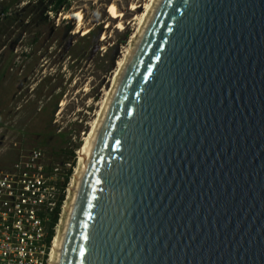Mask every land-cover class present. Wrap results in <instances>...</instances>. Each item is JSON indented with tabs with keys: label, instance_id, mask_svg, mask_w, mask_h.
Returning a JSON list of instances; mask_svg holds the SVG:
<instances>
[{
	"label": "water",
	"instance_id": "95a60500",
	"mask_svg": "<svg viewBox=\"0 0 264 264\" xmlns=\"http://www.w3.org/2000/svg\"><path fill=\"white\" fill-rule=\"evenodd\" d=\"M58 264H264V0L161 1Z\"/></svg>",
	"mask_w": 264,
	"mask_h": 264
},
{
	"label": "rangeland",
	"instance_id": "374dc122",
	"mask_svg": "<svg viewBox=\"0 0 264 264\" xmlns=\"http://www.w3.org/2000/svg\"><path fill=\"white\" fill-rule=\"evenodd\" d=\"M134 1L71 0L68 13L83 12L77 31L68 13L46 17L32 0H0L11 14L0 19V167L40 151L64 184L129 44ZM112 3L126 13L124 30L110 20Z\"/></svg>",
	"mask_w": 264,
	"mask_h": 264
},
{
	"label": "built area",
	"instance_id": "2783aa9c",
	"mask_svg": "<svg viewBox=\"0 0 264 264\" xmlns=\"http://www.w3.org/2000/svg\"><path fill=\"white\" fill-rule=\"evenodd\" d=\"M45 159L34 150L11 168L0 167V264L51 263V224L65 192L56 178L62 168Z\"/></svg>",
	"mask_w": 264,
	"mask_h": 264
},
{
	"label": "bare ground",
	"instance_id": "6f19581e",
	"mask_svg": "<svg viewBox=\"0 0 264 264\" xmlns=\"http://www.w3.org/2000/svg\"><path fill=\"white\" fill-rule=\"evenodd\" d=\"M162 0H138L131 3V12H134L132 36L129 40V44L125 49L123 58L118 61V66L111 81V86L107 90L101 104L100 108L95 116V119L90 125V131L84 138V143L79 150L78 162L74 170L73 177L70 181L69 187L66 193V199L63 204V209L59 219V224L57 227L55 239L53 242V252L50 264H58L60 253L62 249V244L66 229L70 220L71 212L73 209V204L76 198L77 191L79 189L81 179L83 177L85 168L88 164L91 152L93 150L94 144L97 140V136L101 130L104 120L107 116L108 110L112 104L115 94L121 84L124 74L130 64V61L138 48L148 26L153 19L160 3ZM125 9V8H124ZM110 20L113 23H117V28L121 30L125 29L124 19L126 13L121 12L116 3L109 5ZM66 19H74L78 24L77 31L83 25V12L77 11L73 13H68L65 15ZM128 19V18H127ZM125 19V20H127ZM114 20V21H113ZM129 24V25H130ZM129 27V26H128ZM88 30V29H86ZM91 30V29H90Z\"/></svg>",
	"mask_w": 264,
	"mask_h": 264
},
{
	"label": "trees",
	"instance_id": "16d2710c",
	"mask_svg": "<svg viewBox=\"0 0 264 264\" xmlns=\"http://www.w3.org/2000/svg\"><path fill=\"white\" fill-rule=\"evenodd\" d=\"M32 1L37 5V7L40 9V11L43 12L44 16H46V17H48L49 14L56 17L61 13H68L70 11L71 0H32ZM10 16H11V14H10L9 8H4V9L0 10V19H2V18L8 19ZM87 35H83V36H87ZM72 158H74L73 154H71V159ZM72 164H73V168H74L75 167L74 162ZM72 173H73V170H70L68 175H67V178L65 179V182L62 186L64 192L67 189V185H68L69 180L72 176ZM64 201H65V194H63L61 197L59 207L57 209V212H56L55 217L53 218V222L51 224L50 241L55 236L54 227L59 224V219H60V215L62 212V206H63Z\"/></svg>",
	"mask_w": 264,
	"mask_h": 264
}]
</instances>
